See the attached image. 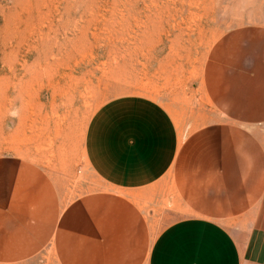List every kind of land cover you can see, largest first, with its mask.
<instances>
[{"label":"rangeland","instance_id":"374dc122","mask_svg":"<svg viewBox=\"0 0 264 264\" xmlns=\"http://www.w3.org/2000/svg\"><path fill=\"white\" fill-rule=\"evenodd\" d=\"M263 69L264 0H0V193L66 207L107 187L86 157L105 102L144 94L182 123L210 121L208 84L229 92L235 72ZM154 206L161 230L174 213ZM46 263L52 242L15 264Z\"/></svg>","mask_w":264,"mask_h":264},{"label":"crops","instance_id":"0c3cea01","mask_svg":"<svg viewBox=\"0 0 264 264\" xmlns=\"http://www.w3.org/2000/svg\"><path fill=\"white\" fill-rule=\"evenodd\" d=\"M208 87L215 117L190 124L148 95L105 102L86 157L107 187L66 207L51 193L13 208L0 193V264L48 242L57 264H264V69L235 72L230 93ZM153 204L174 213L161 230Z\"/></svg>","mask_w":264,"mask_h":264}]
</instances>
